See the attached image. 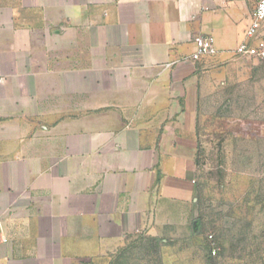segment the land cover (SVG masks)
<instances>
[{"label": "crops", "instance_id": "1", "mask_svg": "<svg viewBox=\"0 0 264 264\" xmlns=\"http://www.w3.org/2000/svg\"><path fill=\"white\" fill-rule=\"evenodd\" d=\"M253 8L0 0V264H135L138 237L194 231L203 138L264 135Z\"/></svg>", "mask_w": 264, "mask_h": 264}, {"label": "rangeland", "instance_id": "2", "mask_svg": "<svg viewBox=\"0 0 264 264\" xmlns=\"http://www.w3.org/2000/svg\"><path fill=\"white\" fill-rule=\"evenodd\" d=\"M258 75L264 81V71ZM246 107L243 116L263 115L257 100ZM239 127V136L203 138L210 144L200 152L194 231L140 236L122 255L135 264H264V135Z\"/></svg>", "mask_w": 264, "mask_h": 264}, {"label": "built area", "instance_id": "3", "mask_svg": "<svg viewBox=\"0 0 264 264\" xmlns=\"http://www.w3.org/2000/svg\"><path fill=\"white\" fill-rule=\"evenodd\" d=\"M194 45L196 48L195 59L213 56L218 52L213 38L209 35L196 37ZM236 52L264 62V0H254L250 24L246 30V41L239 45ZM209 238L211 239V236Z\"/></svg>", "mask_w": 264, "mask_h": 264}]
</instances>
